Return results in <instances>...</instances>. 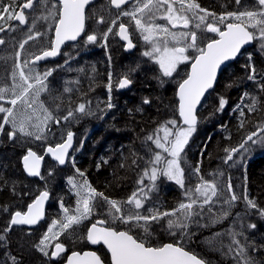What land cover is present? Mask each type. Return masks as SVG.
Here are the masks:
<instances>
[{
	"label": "trees",
	"instance_id": "trees-1",
	"mask_svg": "<svg viewBox=\"0 0 264 264\" xmlns=\"http://www.w3.org/2000/svg\"><path fill=\"white\" fill-rule=\"evenodd\" d=\"M4 2L8 3L9 0ZM17 2L23 4L26 0H17ZM197 3L202 8L205 6L206 10L215 15L238 10L235 0H197ZM254 3L255 0H242L239 10L252 7ZM215 7L221 9L216 10ZM43 9V0H37L32 11H25L28 21L30 22L33 12L44 14ZM119 12L111 8L106 0H97L86 9L88 19L85 23L87 32L84 35L95 32L102 37L111 20L119 15ZM94 14L103 15L106 23L97 25ZM128 19L131 18H121L119 22L129 25ZM119 22L115 25V31L108 36L114 43V50L109 51V55L120 53L118 45L122 43L115 34ZM8 23L12 24V21ZM2 25L3 21H0V26ZM11 26L15 28L16 33L10 41L5 40L6 47L0 50V62L3 63L0 65V73L4 74H11L9 71L11 64L14 63L18 46L21 41L26 40L25 37H28L26 26L19 27L17 23ZM42 26L44 24L37 28ZM37 28L35 30L38 32ZM10 35L11 32L8 31L3 37L6 39ZM131 36L134 38L133 34ZM50 38L52 35L49 41ZM39 39L40 37L25 45L22 50L23 57L25 54L33 56L49 46V44L36 45ZM79 40L76 43L66 44L57 61L35 66L40 73L53 69L47 79L48 91L43 92L40 99L50 111L54 112L56 118L60 119L59 125L52 122L48 127L51 130L47 129L44 134L45 139L40 140L36 138L31 140L28 136L19 134L15 141L9 140L6 134L7 130H11L9 125L6 126L5 132H0V235L6 238L5 241H0V264H13L10 259L12 256L16 257L18 264H63L68 253L91 248L86 239V231L90 224L100 220L105 221L106 227L116 231H129L134 238L143 240L148 246L159 247L165 243H180L181 247L197 255L207 264H236L233 255L214 250L207 244L205 238L207 235L224 230L232 222H238L242 226L241 217H244L243 229L250 242L258 246L264 245V217L259 216L256 210H247L242 199L246 189L249 198L256 200L260 207H264V145L249 144L248 152L236 154L234 161L224 163L226 148L238 147L250 132L256 131L258 126H264V91L260 90V84L264 83V49L257 40L252 47L243 51L233 63L222 70L214 89L206 95L197 112L196 130L182 154L181 166L185 170L184 187L160 177L156 181L155 189L148 193L149 198L144 200L143 207L139 210L143 215L154 214L156 211L162 213L178 210L180 203L189 202L186 192L194 195L196 185L203 179L219 184L225 200L231 195L227 192V185L229 181L232 183L236 195L241 199L230 209L228 208V216L212 224V208L205 206L201 209L197 205L195 206L197 215L187 221L186 228L169 227V220L175 222L182 219L183 213L178 212L177 215L149 222L148 231L145 232L144 222L140 225L125 224L118 219L120 214L115 213L102 197H96L95 207L88 219L79 225H74L72 229L54 240V243L62 242L65 245L64 254L52 260L50 258L52 245L48 247V256L36 250L34 245L48 230L52 221L59 220L63 216L59 207L60 202L62 201L65 207L70 209L76 207L77 196L69 183V177L78 184H82L86 179L98 193H103V196L109 200L117 201L125 215L134 213L136 211L134 204L130 205L127 201L134 192L140 195L139 188L151 187V181L144 176V171L145 169L150 171L152 166L150 161L154 152L159 151L148 142V146L153 149L150 153L142 143L144 137L154 132L165 121L177 119L180 123L176 89L187 77L189 64H180L171 77H164L154 60L144 56L147 61L141 64L143 56L140 46H137L131 54H126L130 61L137 62L129 67L126 73L132 80V86L123 92H117L116 89L112 91V108H107L109 95L103 89L101 82L103 75L107 74V70H103L102 67V64L108 60L107 52L96 50L84 54L82 56L84 62H95L99 81L93 85L91 74L84 73V83L89 87L93 85V89L88 87L85 92V100H88L86 105L92 114L83 116L77 114L75 119L61 122L69 107L74 110L78 101L76 75H79V72L75 56L78 53ZM249 57L257 69L256 79L253 81L247 79L250 71L246 68ZM117 73L115 69L114 74ZM117 78L118 74L115 76V81ZM65 88H70L72 91L65 93ZM245 93L249 96L242 100ZM220 96L226 99L227 104L222 111L217 112ZM145 97L149 98V104L143 103ZM251 97L257 98V108L255 112H249L247 107H244L246 122L245 127L241 128L240 112L236 109L238 105H251ZM2 115L0 114V122ZM68 131L74 133V149L66 165L59 166L44 154V148L46 145L60 143ZM29 148L38 155L44 156L39 178L29 177L23 170L21 160ZM163 156L168 158L167 153ZM133 160L137 163L133 164ZM197 165L200 167L199 175L194 173ZM76 169L83 172L84 176H80ZM141 179L144 180L143 185L138 183ZM41 190H46L50 194L45 219L34 228L13 226L9 232L4 233L3 229L7 226L10 213L25 211L27 205ZM213 202L224 201L216 197ZM5 206L8 212L4 211ZM149 210L152 212L150 213ZM246 211L247 215H245ZM248 224H255L256 227L249 229ZM57 230L59 231V227H54V231L49 235ZM94 249L105 264H110L105 248L98 246ZM250 255L253 256L256 264H264V248L250 252Z\"/></svg>",
	"mask_w": 264,
	"mask_h": 264
},
{
	"label": "snow or ice",
	"instance_id": "snow-or-ice-1",
	"mask_svg": "<svg viewBox=\"0 0 264 264\" xmlns=\"http://www.w3.org/2000/svg\"><path fill=\"white\" fill-rule=\"evenodd\" d=\"M44 9L46 15L37 17L36 19L48 20L49 18L54 20V37L50 38L49 46L44 48L39 54H35L30 60L21 61V51L15 53V63L13 65L12 72L10 74L12 84L0 86V114L2 115V122H0V132L6 131V126L10 125L11 130H7L6 134L9 140L15 141L18 134L24 136H35L37 140L42 139V134L45 132L48 122L54 120L56 124L60 123V119H56L51 111H49L41 103L39 105V111L43 112V119H40L38 115V109L35 107L37 104V98L41 93L48 91L47 79L51 75L53 69H48L43 73L36 70L35 65L48 57H56L60 53L61 45L65 41H76L77 38L85 31L86 6L89 5L92 0H43ZM35 0H26L23 4H19L17 0H9L5 3L4 0H0V21H3V25L0 26V32H4L6 28L11 30L8 22L18 21L20 25H25L28 22V18L25 15V10H31L34 7ZM110 7L117 10H121L122 6H126L129 0H107ZM238 6L237 11L224 12L216 17L215 13H211L208 10L201 7L197 0H136V4L133 10H121L119 15L111 20V24L107 27V30L103 32L105 41L108 36L115 31V25L121 20L122 17H130L135 22L136 29L140 31L143 39L146 42L152 44L150 50L143 52V56L154 60L158 65L164 77H171L177 70V65L188 61L190 57L186 54L187 49H197L200 36L197 31H182L174 32L170 31L167 27H162L155 23L157 13H162V18L166 19L173 28L178 25L184 29H188L193 20L196 21L195 28L202 29L205 33H214L219 38L208 39V42L204 47L198 48V55H196L192 61L191 72L187 75L180 84L177 91L179 98L178 112L180 121L177 119H171L160 124L152 133L147 134L144 137L143 144L148 148L151 153L153 149L148 146V142H151L155 146L154 155L150 161L152 165L150 171L145 169L144 176L151 181V187L145 189L141 187L137 192H134L129 197L127 203L134 204L135 212L125 215L122 207L115 200H109L103 196V193H98L88 181L85 179L82 184H78L72 177H69V183L75 190L77 196L75 209L65 207L61 201L59 204L60 210L63 213L61 219H54L48 230L44 233L41 239L34 245L36 250L43 255L48 256V246L52 241L69 229H72L74 225L81 224L84 220L88 219L95 207L96 197H102L106 201L111 209L115 210V213H119L118 219L125 224L135 223L140 225L144 222V230L148 231L147 225L149 222H154L159 219L168 216L177 215L178 212H182V219L177 221L169 220V227L177 226L181 229L187 227V221L193 216L197 215L195 206L199 204L203 209L204 205H208L214 198L221 194V189L216 182H210L201 179V183L195 187V194L190 195L186 192V196H189V202L180 203L178 210L172 212H159L154 214L143 215L140 213V209L143 207V202L148 199V193L153 191L156 186V181L160 177H164L170 181H175L182 188L184 187V174L185 170L181 166L182 154L186 146L189 144V139L196 130L198 119L196 115L197 106L201 103V98L205 95L208 89L213 87V83L217 78V71L221 65L228 60L235 58L241 51L243 45L253 41H260L261 48L264 49V0H255L252 7H246L243 10H239V6L242 4V0H235ZM179 5V7H177ZM19 9V10H17ZM96 16V24L103 25L106 23L103 15L94 14ZM209 17L212 18V22H207ZM236 21V22H229ZM223 26V27H222ZM30 31H32L30 29ZM159 33H164V40L162 43H157L154 36ZM121 40L126 41V49L134 47L132 39L130 38L129 27L123 22H119V31L115 33ZM43 34L35 32L28 35L26 40H23L19 44V48L23 50L25 45ZM175 41L177 44L181 41L184 42L183 47L168 46V38ZM190 37V42L188 38ZM98 35L93 32L86 37V44H93L98 41ZM5 41L0 39V45H3ZM105 46H107L105 44ZM67 63V61H65ZM246 68L250 69L247 79L253 81L256 79L257 69L253 63H251V57H249V64ZM18 77V79H17ZM132 80L125 75L119 79L117 87L125 88L130 85ZM231 86V85H229ZM109 91L112 88V73H109V82L107 85ZM260 90L264 91V83L260 84ZM70 88H65V93H70ZM249 96L245 93L241 98L242 100ZM251 105L237 106V111L240 112V127H245V112L244 107H247L249 112H255L257 108V98L251 97ZM4 103L11 106L6 107ZM144 104H149V98L143 99ZM227 104L226 99L223 96L219 97V106L216 111H222ZM20 106H24L25 111H18ZM111 97L107 108H112ZM30 110V112H29ZM140 109H137L139 111ZM131 111V110H130ZM77 114L79 115H91V111L85 103H79L73 110L69 107L67 114L61 119L68 121L75 119ZM33 119L36 123H33ZM160 133H163L161 136ZM74 133L72 131L67 132L66 139H63L62 143H56L55 146H49L46 151L51 153L52 156L59 162L60 165L65 164V157L68 154L69 149L72 147ZM264 145V126H258L256 131L250 132L238 147H232L225 149L226 158L225 164L234 161L236 154H244L249 151L248 145ZM162 153H167L165 158ZM42 157L38 156L36 152L28 149L27 154L23 156L24 168L29 175L39 176V161ZM107 163V161H104ZM137 161L133 160V164ZM124 165L122 164L121 167ZM99 167V165H98ZM80 176H84V173L79 169H76ZM194 173L199 175L200 167L197 165L194 169ZM51 175V173H50ZM140 185L144 184V180L138 181ZM227 192L230 193L229 199L224 201V205L227 208L241 199L237 196L234 190V186L229 181L227 185ZM49 192L41 191L38 196L31 203L27 205V211H15L10 213V219L7 226L3 229L4 233L9 232L13 226L21 225H36L38 221L44 216V202L48 199ZM243 201L246 204L247 210H256L259 216L264 217V207H260L256 200L250 199L247 190L245 189L242 196ZM5 212H8V208L5 206ZM150 213L152 210H149ZM74 213V214H73ZM229 215L228 211H224L223 216ZM239 216V214H237ZM247 215V211L245 213ZM241 231H232L229 233L231 242L227 245V253L232 254L238 261V264H256L255 259L250 252H257L264 245H256L255 243H248L247 238H244V242H241L239 237H243V219L241 217ZM105 221L100 220L97 223L91 224L87 229L86 238L92 244H97L103 241L107 245L108 250L111 253L112 264H205V261L197 258V256L186 251L183 247L176 246L172 243H166L159 247L148 246L143 240L134 238L129 231H116L111 227H104ZM101 225V226H98ZM58 226L59 231H56L54 235H49L54 231V227ZM255 224H248L247 228L254 229ZM219 235V234H217ZM5 236L0 235V241H5ZM65 252V245L57 242L54 245V250L51 251V257H59ZM86 258H91L86 259ZM13 264H18L16 257H10ZM67 264H102L101 258L95 252H85L83 258L79 252L73 251L67 258Z\"/></svg>",
	"mask_w": 264,
	"mask_h": 264
},
{
	"label": "flooded vegetation",
	"instance_id": "flooded-vegetation-1",
	"mask_svg": "<svg viewBox=\"0 0 264 264\" xmlns=\"http://www.w3.org/2000/svg\"><path fill=\"white\" fill-rule=\"evenodd\" d=\"M107 1V0H106ZM97 2V0H95L91 5L95 4ZM108 4V3H107ZM136 4V0H134L132 3L126 5L125 7H122L121 10H130L131 8H133ZM207 4V3H206ZM205 4V5H206ZM90 5V6H91ZM109 5V4H108ZM110 6V5H109ZM177 7H179V5H177ZM112 8V7H111ZM205 9V6L203 7ZM216 10H220L221 8L220 7H215ZM119 10V11H121ZM158 14V13H157ZM220 14L216 15V17H219ZM125 18V17H123ZM158 20L161 21V19L159 18ZM207 22H212V18L209 17V20ZM231 22V21H229ZM124 23V22H123ZM195 23L196 21L193 20V22L190 24L189 28L188 29H184L182 26L178 25L176 28H173L171 27L173 30H181V31H197L198 32V35L200 36V40L198 41V44H197V49L200 48V47H204L206 45V43L208 42V39H212V38H218V36L214 33H205L202 29H196L195 28ZM126 24V23H125ZM128 27H129V31L131 34L134 35V38H132V41L134 42L135 44V49L136 47L140 46V52L143 56V52L146 51V50H150L151 48V44L150 42H146V41H143L141 40L140 38H138L136 35H135V32L133 31L132 29V26L130 24V22H128ZM127 25V24H126ZM172 26V25H171ZM223 27V26H222ZM85 32H87V30L84 31V34ZM93 33V32H91ZM90 33V34H91ZM80 38V42L78 43L77 45V48H78V53L76 54L75 57H77V60H76V66H77V71L79 72V75H76V94H78V101L76 103V106L79 104V103H87L88 100H85V92L87 90V88L89 87L88 84H85L84 83V73L87 72V73H90L92 78H93V85L98 83V78H97V74H96V71H95V62H84L83 59H82V56L88 52H91V51H96V50H102L103 52H107V62H104L102 64V67H103V70H107V74L106 75H103L102 79H101V82H102V85H103V89L105 91L108 92V100H109V97L112 98V91H114V89L117 90V92H123V91H126V90H118L117 88V85L119 83V79L123 76L126 75L127 72V69L129 67H131L133 64L137 63L136 61H130L127 57H126V54H131L132 52H134V50L131 52V53H127L125 52L124 50V43H122L120 40V42L122 43L121 45H118V48L120 50V53L118 55H109V51L111 50H114V43H113V39H109L107 38V40L105 41L104 37L102 36L101 38H103L102 41L100 42H96V43H93V44H86L85 41H86V37L87 35H84ZM157 36L160 35L159 34H156ZM118 37V36H117ZM4 39V38H3ZM119 39V38H118ZM5 41V39H4ZM188 42H190V37L188 38ZM105 44L107 46H105ZM185 46L184 45V42L181 41L179 44L176 45V47H183ZM6 47V43H4L0 50L1 49H4ZM197 49H193V48H189L187 49V52L186 54L190 57V59L188 61H184L183 63L181 64H189V67H190V64L192 63L194 57L196 55H198V50ZM11 57V56H10ZM147 61V58H145L143 56V59L141 61V64H144L145 62ZM157 64V63H156ZM41 64H36L35 66H40ZM158 65V64H157ZM159 66V65H158ZM118 72V78L117 80L115 81V76L117 74H114V71ZM112 73V88H111V91H109L107 85H108V82H109V73ZM8 84H12V79H11V76L10 74H4V73H0V86H4V85H8ZM93 85H91L89 88H92L93 89ZM131 86H132V83H131ZM130 86V87H131ZM0 103H3V102H0ZM112 103V102H111ZM4 106L6 107H9L10 105L7 104V103H4ZM52 112V111H51ZM54 117L56 118L54 112H52ZM83 116V115H81ZM57 119V118H56ZM91 119H92V116H91ZM61 122H65L63 119H61ZM53 123L54 120H53ZM56 124V123H55ZM56 125H59V124H56ZM48 130H51V128H48ZM66 137V136H65ZM65 139V138H64ZM63 141V140H62ZM61 141V142H62ZM74 144H75V138H74ZM50 159V158H49ZM51 160V159H50ZM52 161V160H51ZM97 222V221H96ZM95 223V222H94ZM93 224V223H92ZM91 225V224H90ZM89 225V226H90ZM90 249V248H89ZM85 250V249H84ZM82 251V250H81ZM65 262V261H64ZM63 262V263H64Z\"/></svg>",
	"mask_w": 264,
	"mask_h": 264
},
{
	"label": "rangeland",
	"instance_id": "rangeland-1",
	"mask_svg": "<svg viewBox=\"0 0 264 264\" xmlns=\"http://www.w3.org/2000/svg\"><path fill=\"white\" fill-rule=\"evenodd\" d=\"M34 8V7H33ZM134 8V7H133ZM133 8H131L130 10H133ZM28 11V10H27ZM30 11H32V9L30 10ZM43 15H46V13H44V14H41V13H32V18H31V20H30V22L28 21L27 23H26V30H27V32H28V35H30V34H33V33H35V32H37L35 29L37 28V26H41V25H43L44 24V26H42V27H40V28H37V30H38V32H40V33H42L43 35L40 37V39L38 40V42L36 43V45H38V46H40V45H44V44H49V37H50V35H52V37H53V32H54V20L53 19H51V18H49L48 20H43V21H38V19H36L37 17H42ZM162 13H158L157 14V18H156V20H155V23L156 24H159V25H161L162 27H167L170 31H174V32H182L181 30H173L171 27V24H169L168 23V21L166 20V19H164V18H162ZM116 17V16H115ZM123 18V17H122ZM161 19V21L160 20H158V19ZM129 20V22L131 21V19H128ZM231 22H236V21H231ZM110 24H111V22H110ZM109 24V25H110ZM130 24H131V26H132V29H133V31L135 32V35L138 37V38H140L141 40H143V41H145L144 39H143V37H142V34L140 33V31H138L137 29H136V26H135V22L134 21H131L130 22ZM19 26V25H18ZM20 27V26H19ZM90 27H92V26H90ZM30 29L32 30V31H30ZM9 32H11V35L8 37V38H6L5 40H7V41H10L12 38H13V36H14V34L16 33V31H15V28H12ZM27 35V36H28ZM99 37V39H98V41L97 42H100V41H102L103 40V38H101L100 36H98ZM26 39H27V37H25ZM154 39L157 41V43H162L163 42V40H164V33H160V35L159 36H157V35H155L154 36ZM151 44V43H150ZM179 44V43H178ZM177 45V43L175 42V41H172L171 40V38L169 37L168 38V46L169 47H172V46H176ZM151 48H152V44H151ZM150 48V49H151ZM2 50V49H1ZM17 51H21V61L23 62L24 60H30L31 59V57H32V55H30V54H25L24 55V57H23V53H22V50L19 48V46H18V50ZM14 63H15V58H14ZM14 63H12L11 64V70L9 71V72H12V69H13V65H14ZM3 63L2 62H0V65H2ZM180 65V64H179ZM179 65H177V68H178V66ZM17 79H18V77H17ZM8 86L10 87L11 86V84H8ZM42 94V93H41ZM41 94H40V96L37 98V104L35 105V107L38 109V115L40 116V119H43V112L42 111H39V105L42 103L43 105H44V107H46V105H45V103L40 99V97H41ZM11 106V105H10ZM47 108V107H46ZM48 109V108H47ZM49 110V109H48ZM18 111H25V108H24V106H20L19 108H18ZM50 111V110H49ZM29 112H30V110H29ZM52 122H53V120L52 121H49L48 122V125H47V128L49 127V125L50 124H52ZM33 123H36V120L35 119H33ZM10 126V125H9ZM11 127V126H10ZM185 127V126H184ZM47 128H46V130H45V132L42 134V139H45V136H44V134L46 133V131H47ZM160 135L162 136L163 135V133H160ZM29 138H31V140H34L35 139V136L33 135V136H28ZM165 153H162V155H164ZM69 159H70V157H69ZM68 159V160H69ZM175 182V181H174ZM219 185V184H218ZM220 187V186H219ZM217 198H219V199H223V201H225V198H224V195L222 194V192H221V194L217 197ZM224 203V202H223ZM223 203H219V202H210L208 205H204L203 206V208L205 207V206H209L210 208H212V212H213V214H212V216H211V221H212V224H215V223H217V222H219V221H221V220H223V218H224V216H223V213H224V211H228V208H226L225 207V205H223ZM199 205V204H198ZM210 217V216H209ZM187 223V222H186ZM187 226H188V224H187ZM56 227H58V226H56ZM241 225L238 223V222H232L229 226H227L224 230H222V231H219V232H217V233H214V234H210V235H207L206 236V242H207V244L211 247V248H213L214 250H216V251H221V252H224V253H227V245L231 242V238H230V236H229V233L230 232H232L233 230L234 231H236V232H239V231H241ZM58 231V230H57ZM243 231H244V229H243ZM56 232V231H55ZM54 232V233H55ZM53 233V234H54ZM53 234H51V235H53ZM217 234H219V235H217ZM50 235V236H51ZM247 238V241H248V243H251L250 242V240L248 239V237H247V235L245 234V231H244V235H243V237H239L240 239H241V242H244V238ZM229 240V241H228ZM54 244V241H52V243L50 244V245H53ZM178 244H180V243H178ZM49 245V246H50ZM48 246V247H49ZM230 254V253H229ZM232 255V254H231ZM235 259V258H234ZM235 262H236V264H238V261L235 259Z\"/></svg>",
	"mask_w": 264,
	"mask_h": 264
},
{
	"label": "water",
	"instance_id": "water-1",
	"mask_svg": "<svg viewBox=\"0 0 264 264\" xmlns=\"http://www.w3.org/2000/svg\"><path fill=\"white\" fill-rule=\"evenodd\" d=\"M37 0H35V2H36ZM95 0H92V2L90 3V4H92L93 2H94ZM134 0H129V3L128 4H130V3H132ZM89 4V5H90ZM127 4V5H128ZM89 5H87L86 6V8L89 6ZM122 7H124V6H122ZM115 9V8H114ZM19 10V9H18ZM25 11H27V10H25ZM18 23L19 24V22L18 21H12V23ZM10 25V27H11V24H9ZM20 25V24H19ZM21 27H24V26H26V24L25 25H20ZM9 29L8 28H6L5 29V31H8ZM4 31V32H5ZM119 31V25H118V27H117V32ZM2 33L3 32H0V39H3L2 37H1V35H2ZM83 33L84 32H82L81 33V35L77 38V40L76 41H65V43L63 44V45H61V49H60V53L56 56V57H48V58H46V59H44V60H41V61H39L38 63H37V65L38 64H42V63H45V62H47V61H56L57 59H59V57H60V54H61V51H62V49L64 48V46L66 45V44H72V43H76L81 37H82V35H83ZM130 33V32H129ZM118 36V35H117ZM53 37H54V32H53ZM118 38H119V40L122 42V43H124V50H125V52H127V53H131L134 49H135V44H134V42H133V44H134V47L133 48H131V49H126V41H123V40H121V38L118 36ZM130 38H131V34H130ZM219 38V37H218ZM217 38V39H218ZM132 39V38H131ZM253 44H254V41L253 42H250V43H248V44H245V45H243L242 46V48H241V51L238 53V55L235 57V58H233V59H231V60H228V61H225L222 65H221V67L218 69V71H217V78H216V80L214 81V83H213V87L211 88V89H208L207 91H206V93H205V95L201 98V103L197 106V109H196V115H197V112H198V110H199V108H200V106H201V104H202V102H203V100H204V98L206 97V95L210 92V91H212L213 89H214V87H215V85H216V83H217V80H218V78H219V76H220V74H221V72H222V70L223 69H225L228 65H230L231 63H233L238 57H239V55L245 50V49H247V48H250V47H252L253 46ZM2 45H0V47H1ZM191 65H192V63L190 64V67H189V72H188V74L191 72ZM187 78V77H186ZM185 78V79H186ZM183 81V80H182ZM181 81V82H182ZM130 86H131V84L130 85H128V86H126L125 88H117L118 90H126V89H128V88H130ZM178 88H179V85L177 86V89H176V98H177V102H178V104H179V98H178V96H177V91H178ZM178 117H179V112H178ZM179 120H180V118H179ZM180 123H181V125L182 126H185L186 127V125H183L182 124V121H180ZM67 136V135H66ZM65 139H66V137H65ZM63 142V141H62ZM62 142H60V143H62ZM49 146H55V145H48V146H46L45 147V154L52 160V161H54V162H56V163H58L59 164V162L52 156V154L51 153H48L47 151H46V149L49 147ZM73 149H74V136H73V143H72V147L69 149V151H68V154H67V156L65 157V161L67 162V159H68V156L70 155V153L73 151ZM33 151V150H32ZM27 154V153H26ZM25 154V155H26ZM37 154V153H36ZM21 162H22V167H23V170H24V172H25V174L27 175V176H29V177H36V178H39V176H32V175H29L28 174V172L25 170V168H24V161H23V157H22V160H21ZM66 162H65V164H66ZM42 164H43V159H41L40 161H39V172H41V169H42ZM65 164H63V165H61V166H64ZM60 165V164H59ZM42 191H45V190H42ZM41 192V191H40ZM39 192V193H40ZM39 193L36 195V196H38L39 195ZM36 196L34 197V199L36 198ZM33 199V200H34ZM49 200H50V194H49V197H48V199L44 202V216L42 217V219L40 220V221H38V223L36 224V225H31V226H27V225H21V226H14V227H26V228H34V227H36L40 222H42L44 219H45V217H46V208H47V205H48V202H49ZM32 202V201H31ZM30 202V203H31ZM25 211H27V208H26V210ZM24 211V212H25ZM95 223H97V222H95ZM91 226V225H90ZM89 226V227H90ZM98 226H101V225H98ZM102 226H104V225H102ZM105 227V226H104ZM119 231H123V230H119ZM86 235H87V233H86ZM87 242H88V244H89V246L91 247V249H85V250H82V251H75V252H79L80 254H81V257L83 258V254L85 253V252H95L99 257H100V255L98 254V252L96 251V250H94L93 248H96V247H98V246H102L103 248H105V250L107 251V253H108V255H109V259H110V264H112V261H111V253H110V251L108 250V248H107V245H105L104 243H103V241H100V242H98L97 244H92L90 241H88L87 240ZM61 243V242H60ZM166 244V243H165ZM173 244V243H172ZM55 245V244H54ZM54 245L52 246V248H51V251L52 250H54ZM174 245H176V246H180L179 244H174ZM153 247V246H152ZM181 247V246H180ZM186 250V249H185ZM51 251H50V253H51ZM65 251H66V248H65ZM186 251H188V250H186ZM73 252V251H72ZM72 252H70V253H68L67 254V257H66V260H65V262L63 263V264H67V258H68V256H70L71 255V253ZM188 252H190V251H188ZM65 253V252H64ZM64 253H62V254H64ZM191 254H193L192 252H190ZM61 254V255H62ZM193 255H195V254H193ZM195 256H197V255H195ZM50 258L52 259V260H56L58 257H55V258H53V257H51V255H50ZM101 258V257H100ZM197 258H199L198 256H197ZM86 259H91V258H86ZM199 259H201V258H199ZM101 261H102V264H105L104 263V261L101 259ZM204 261V260H203ZM205 264H207L206 262H205Z\"/></svg>",
	"mask_w": 264,
	"mask_h": 264
}]
</instances>
